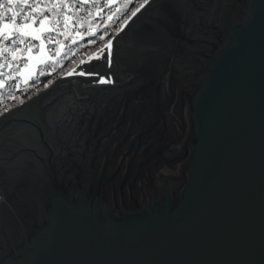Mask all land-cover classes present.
Segmentation results:
<instances>
[{
	"label": "water",
	"instance_id": "water-1",
	"mask_svg": "<svg viewBox=\"0 0 264 264\" xmlns=\"http://www.w3.org/2000/svg\"><path fill=\"white\" fill-rule=\"evenodd\" d=\"M107 41L0 114V264H264V0Z\"/></svg>",
	"mask_w": 264,
	"mask_h": 264
},
{
	"label": "trees",
	"instance_id": "trees-1",
	"mask_svg": "<svg viewBox=\"0 0 264 264\" xmlns=\"http://www.w3.org/2000/svg\"><path fill=\"white\" fill-rule=\"evenodd\" d=\"M15 2L19 3L21 0H14ZM25 1V0H24ZM84 0L82 2H78L77 0H45L44 2V10L46 14L42 13L38 7H36V13L32 11L34 6H38V2H29L28 11L30 15H35L39 13L38 18H42L43 16L49 17V21L51 24H55V21H60V26L63 21L62 18L65 16L69 17L71 21L70 28H60L62 30V34L59 37V42L55 45H49V47L54 48L55 51L71 54L68 57H61L59 58V62L56 63L57 57L55 55L49 56V60H45L46 56L41 59L37 66L34 68V72L29 75L26 79H21L19 77L13 78L11 81L8 79H0V114L4 111L10 109L13 106L18 105L22 101L26 100L27 98L33 96L37 92L41 91L45 88V85H49L52 80H54L57 76L62 74V72L78 64L85 56L82 53H79V49L84 48L82 44L85 41L95 40L99 46L103 45L112 35L121 27L125 20L131 15L132 11H134L144 0ZM0 4H4L5 8H0V13L7 12L8 4L6 0H0ZM55 5V7H53ZM68 5V7H65ZM119 9V11H117ZM23 8H16L15 11H21ZM94 10H98L102 14H108V16H104V25L99 24V19L94 18L92 13ZM56 11V13L54 12ZM89 15L90 20L93 25H95V29L85 27L81 31L80 38H72L68 37V33L73 31H78L80 27L74 25L77 20H80L82 15ZM114 14V15H113ZM78 16L79 18L75 17ZM110 15L113 16V21L105 19L108 18ZM9 12H7L6 19L10 18ZM31 17V16H30ZM7 21V20H6ZM90 29L96 32L95 36H90L88 33L91 32ZM103 35L104 39H98L99 36ZM81 36L83 38H81ZM73 41H77V43H73ZM23 49V47H21ZM69 49V52L65 50ZM36 51V49H34ZM2 52V51H1ZM75 52V53H74ZM49 54V53H48ZM15 55L17 57L20 56L19 51H15ZM2 57V58H1ZM24 58L25 55H24ZM13 63L12 71L14 75L17 73L16 71V64L17 61L13 60V53L10 55H6L3 53V56H0V62L2 61L1 65L6 61ZM54 69V70H53ZM43 70V74H40V71Z\"/></svg>",
	"mask_w": 264,
	"mask_h": 264
},
{
	"label": "snow or ice",
	"instance_id": "snow-or-ice-1",
	"mask_svg": "<svg viewBox=\"0 0 264 264\" xmlns=\"http://www.w3.org/2000/svg\"><path fill=\"white\" fill-rule=\"evenodd\" d=\"M27 3V0H25ZM12 3V0H9V4ZM148 3V0H144V3L140 4L134 11H132L131 16L128 17V19H131L132 16H135L137 12L140 11L141 8L145 6V4ZM36 7L34 6L32 8V11L36 13ZM55 7V5H53ZM65 7H68V5H65ZM0 8H5L4 4H0ZM12 8L9 7L7 9V12H11ZM119 11V9H117ZM7 12L0 13V23H2V27H0V43L3 41H8L11 38V45H26L25 48H16L13 50V60L17 61L16 64V71H20V63L19 61L24 60V66L27 67V60L24 58V53L27 52L30 54L29 58H31V54H34V49H38L41 54H43L45 51L49 53V56L55 55L57 57L56 63L59 62V58L66 55V53L56 52L54 48L49 47V45H55L59 42V37L62 34V30L60 29V21L57 20L55 24H51L49 21V17L43 16L42 18H39V27H33V25L36 23L39 13L32 15L29 19L32 21L29 23V19H25L22 17L20 13H14L12 17L8 18L6 21L5 18L7 17ZM114 15V14H113ZM21 19V23L17 24V19ZM70 18L65 16V27H67V22ZM109 21H113V16L110 15L108 17ZM124 23H127V20L124 21ZM51 24V26H49ZM31 29V31H29ZM79 34V33H77ZM90 36H95L96 32L91 31L88 33ZM81 38H83L81 36ZM98 39L103 40V35L99 36ZM32 41H40L39 45H35L32 43ZM73 43H77V41H73ZM89 43H95V40L89 41ZM111 48V41H107L104 47L99 49L98 51L102 54L105 51L109 52V57L111 55L110 53ZM9 46H5L3 48V51L0 52V55H3L4 52L10 51ZM15 51L20 52V56L17 57L15 55ZM99 58V57H97ZM85 61H81V63H84ZM110 62V59H109ZM54 70V69H53ZM75 71V69H73ZM40 74H43V70L40 71ZM71 74V73H69ZM80 75H84L85 73L81 72ZM100 83H109L110 80H105L103 77L99 80ZM47 87V85H45Z\"/></svg>",
	"mask_w": 264,
	"mask_h": 264
},
{
	"label": "rangeland",
	"instance_id": "rangeland-1",
	"mask_svg": "<svg viewBox=\"0 0 264 264\" xmlns=\"http://www.w3.org/2000/svg\"><path fill=\"white\" fill-rule=\"evenodd\" d=\"M44 1L45 0H39V2H38L37 5H38L39 10L42 13L46 14V12H45V10L43 8L44 7V3H45ZM77 1L80 3V2H82L84 0H77ZM6 3H7V0H6ZM106 3L108 4V1L107 0H106ZM54 12L56 13V11H54ZM14 13H20L22 15V17L25 18V19H29L30 16H32V15H28V11H25L23 13L21 11H15L14 10ZM14 13H12L10 17H12ZM103 15L104 16H108V14H102L98 10H94L93 13H92V16L94 18H98L99 19V24H101V25H104ZM75 17L79 18L76 15H75ZM89 18H90V16L88 14L87 15L86 14L85 15H82L81 18H79L80 20H77L74 23V25L77 26V27H80V29H78V31L71 30L72 32L71 33H68V37L70 39H72V38L78 39V38H80L81 31L83 30V28L88 27V29L89 28L95 29L96 26L92 24V22H91V20ZM62 19H63V21L61 23L60 28H66L65 27V20H64V18H62ZM5 20H8V19L5 18ZM107 20H108V18L105 19V22ZM31 22L32 21L29 19V23H31ZM20 23H21V19L18 18L17 19V24H20ZM71 24H72L71 21L68 20V22H67V28H70L71 27ZM49 26H51V24ZM0 27H2V23H0ZM33 27H37V28L39 27V18L37 19V21L33 25ZM29 31H31V29H29ZM90 31H94V30L90 29ZM77 33H79V34H77ZM85 33H89V32H85ZM32 43L35 44V45H39L40 44V41H32ZM5 46H9L10 49H11L8 52H4L6 55H10V53H13V50H15L16 48H21V47L25 48L26 47V45H11V38L8 41H3L2 43H0V52L3 51V48ZM82 46L84 48L79 49L78 52L79 53H82L84 56L90 54L91 52H93L94 50H96V49H98L100 47L97 42H95V43H89V40L85 41L84 44H82ZM65 51L66 52H69L70 50L69 49H66ZM56 52H58V51H56ZM43 54H45V56H46V59L45 60H49V58H48L49 57L48 52L45 51ZM43 54H41L39 52V50L36 49V51H34V54H31V58H29L30 54L27 53V52H25L24 55L26 57L25 59L27 60V67L25 68V66H24V60L19 61V63H20V71L17 72L15 75H14V73L12 71L13 63L12 62H9L7 60L5 66H4V63L1 65V63H2V61H1L0 62V79H8L9 81H11L15 77H19L21 79H26L27 77H29L30 74H32V72H34V68L37 66V63L41 59H43L45 57V56H43ZM71 54L64 55L63 57H68ZM75 66L73 65L72 67L65 69L62 72V74H64L65 72L69 71L70 69H72ZM62 74H60L59 76H61ZM59 76H57V77H59Z\"/></svg>",
	"mask_w": 264,
	"mask_h": 264
},
{
	"label": "flooded vegetation",
	"instance_id": "flooded-vegetation-1",
	"mask_svg": "<svg viewBox=\"0 0 264 264\" xmlns=\"http://www.w3.org/2000/svg\"><path fill=\"white\" fill-rule=\"evenodd\" d=\"M31 1V3L34 1V2H39V0H30ZM7 4H8V7H11L12 8V11L11 12H9V14L11 15L12 13H14V10L16 9V8H23V10H21V12H25V9H28V6L30 5L29 4V2H25L24 0H21L19 3H17V1L15 2L14 0H12V3L11 4H9V0H7ZM28 15H30L29 13H28Z\"/></svg>",
	"mask_w": 264,
	"mask_h": 264
}]
</instances>
